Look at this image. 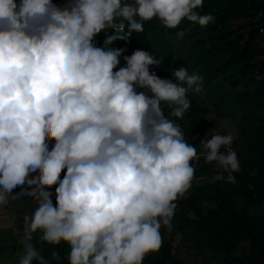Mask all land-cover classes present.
Wrapping results in <instances>:
<instances>
[{"label": "clouds", "instance_id": "1", "mask_svg": "<svg viewBox=\"0 0 264 264\" xmlns=\"http://www.w3.org/2000/svg\"><path fill=\"white\" fill-rule=\"evenodd\" d=\"M202 5L72 0L61 8L52 0L19 6L0 0V205L25 194L37 203L24 218L18 264H49L31 243L38 230L42 243L70 246L68 264H142L161 247V225L170 226L173 202L190 188L194 159L216 162L229 174L215 179L236 182L233 135L212 129L217 134L201 141L198 156L161 107L168 102L170 115L183 117L190 108L186 94L201 90L202 77L181 67L173 72L175 83L161 79L150 73L159 60L141 49L114 71L126 49L111 45L125 37L108 35L103 47L93 44L108 30L142 33L143 22L153 18L168 29L184 18L207 26L213 17L195 11ZM31 172L37 176L30 178ZM58 182L54 207L46 189ZM26 183L30 191L11 195ZM51 258L62 264L59 250Z\"/></svg>", "mask_w": 264, "mask_h": 264}, {"label": "trees", "instance_id": "2", "mask_svg": "<svg viewBox=\"0 0 264 264\" xmlns=\"http://www.w3.org/2000/svg\"><path fill=\"white\" fill-rule=\"evenodd\" d=\"M21 2L16 0L18 6ZM71 2L52 0L61 8ZM195 11L211 15L213 21L202 27L184 18L175 29H168L153 18L143 22L142 33H133L131 37L126 31L108 30L93 39L94 46L103 47L108 35L124 36L125 39L111 45L126 49L119 60H125L137 49L149 51L159 60L158 66H150V73L161 79L175 83L173 72L181 67L189 75L202 77L201 90L186 94L189 110L172 120L181 126L185 141L198 148L197 152L201 153V141L214 135L209 131L215 120L231 121L238 134L232 142L240 165V171L232 173L236 182L216 180L217 175L227 177L229 173L209 170L206 165L194 170L193 177L206 180L191 182L186 196L173 202L176 207L170 221V236L167 238L161 232L160 249L146 254L142 264H189L175 254L173 239L179 236L227 264H264V213H253L264 206V47L259 36V28L264 25V1L203 0L202 7ZM166 104L165 116H169L171 108ZM54 146H48L49 151ZM66 173L67 168L62 170L60 181ZM36 176L35 172L29 173L30 178ZM58 187L59 182L46 189L52 193L54 207L58 206ZM23 189L31 190L26 185L14 188L20 192ZM22 198L31 202L34 214L37 203L26 194ZM41 235L38 230L31 243L45 260L57 264L51 251L59 250L62 264H68L70 246L63 241L56 246L42 243ZM243 243L247 246L238 255Z\"/></svg>", "mask_w": 264, "mask_h": 264}, {"label": "rangeland", "instance_id": "3", "mask_svg": "<svg viewBox=\"0 0 264 264\" xmlns=\"http://www.w3.org/2000/svg\"><path fill=\"white\" fill-rule=\"evenodd\" d=\"M126 60H120V63L114 71H118L122 67H126ZM136 91L144 92L145 89L136 88ZM151 95V93H148ZM161 107L164 113H167L168 106L166 102L161 103ZM169 119L175 120L176 117L171 115L168 116ZM219 127V133L221 135L231 134L234 137V140L237 138L238 134L233 125L229 120H215L214 126L212 129ZM217 134V133H214ZM233 140V141H234ZM56 142V141H55ZM55 143L53 140H50L47 143V146H53ZM209 170H222L214 162L205 164ZM196 170V168H194ZM205 177L196 178L193 177L192 183H199L205 181ZM27 188L31 189V186L25 184ZM16 195V194H11ZM186 194L178 196L184 198ZM208 205V204H207ZM210 205V204H209ZM210 206H214V203H211ZM253 213H264V206L257 208ZM32 213V204L29 200L25 198L13 199L11 196L8 197V203L0 205V264H18L19 254L23 249V231H24V218L28 216L31 218ZM193 215V214H192ZM161 232L165 233V236L169 238L171 233V228L169 226L161 225ZM173 245L175 247V254L177 257L189 264H227L222 258L215 259L213 254L204 248L195 247L193 244L184 242L182 237H175L173 239ZM247 244L243 243L240 247V250L237 251V254H241V248L246 247Z\"/></svg>", "mask_w": 264, "mask_h": 264}, {"label": "built area", "instance_id": "4", "mask_svg": "<svg viewBox=\"0 0 264 264\" xmlns=\"http://www.w3.org/2000/svg\"><path fill=\"white\" fill-rule=\"evenodd\" d=\"M263 1H264V0H263ZM123 2H125V3H131L132 0H123ZM259 36H260L261 40L263 41V47H264V25L261 26V27L259 28ZM230 147H231L232 150L236 151V148H235V146H234L233 143L231 144ZM220 151L223 152L224 149L221 148ZM197 154H198V156L201 155V153H199V152H197ZM214 163L217 164L216 162H214ZM205 164H207V163L204 162V158H203L202 156L200 157L199 160H195V159H194V160L191 162V166H192L193 168H196V169L199 168V167H201V166H204ZM17 193H20V191H19V190H14V189H13L11 194H17Z\"/></svg>", "mask_w": 264, "mask_h": 264}, {"label": "crops", "instance_id": "5", "mask_svg": "<svg viewBox=\"0 0 264 264\" xmlns=\"http://www.w3.org/2000/svg\"><path fill=\"white\" fill-rule=\"evenodd\" d=\"M54 143H56V142H54Z\"/></svg>", "mask_w": 264, "mask_h": 264}]
</instances>
